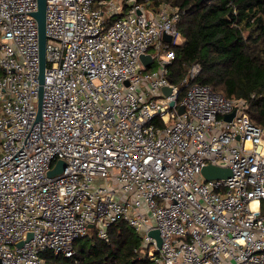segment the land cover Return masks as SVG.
<instances>
[{
    "label": "built area",
    "instance_id": "obj_1",
    "mask_svg": "<svg viewBox=\"0 0 264 264\" xmlns=\"http://www.w3.org/2000/svg\"><path fill=\"white\" fill-rule=\"evenodd\" d=\"M151 1L46 0L39 101L37 0H0V264L71 256L118 219L154 264H264V126L198 62L170 80L180 11Z\"/></svg>",
    "mask_w": 264,
    "mask_h": 264
},
{
    "label": "trees",
    "instance_id": "obj_2",
    "mask_svg": "<svg viewBox=\"0 0 264 264\" xmlns=\"http://www.w3.org/2000/svg\"><path fill=\"white\" fill-rule=\"evenodd\" d=\"M160 1L179 9L177 27L184 37L182 43L173 44L175 57L168 65L170 80L179 83L187 68L198 62L199 82L226 97L244 98L251 120L264 126V0L150 3L157 5ZM107 236L104 240L91 233L77 238L89 242H74L71 256L47 250L43 253L45 264H154L142 251L134 250L140 238L125 220L113 222Z\"/></svg>",
    "mask_w": 264,
    "mask_h": 264
},
{
    "label": "water",
    "instance_id": "obj_3",
    "mask_svg": "<svg viewBox=\"0 0 264 264\" xmlns=\"http://www.w3.org/2000/svg\"><path fill=\"white\" fill-rule=\"evenodd\" d=\"M29 12L33 15V17L36 20L37 23V31H38V75L37 77L39 78V89H38V94H39V101L41 100V95H42V83H43V78H44V68H45V40H46V33H45V17H46V0H37V7L35 10H30L26 11ZM164 38L166 40H170L171 37L170 35H164ZM140 59L143 61V63H148L150 61L149 55L143 54L140 56ZM163 90L166 94L170 92V88L165 86L163 87ZM174 101L170 102V105H173ZM184 110L183 105H179L178 107V113H182ZM234 112L229 113L228 115L225 116L226 119H231L233 116ZM64 166V162L62 160H58L56 165L49 169L48 175L53 176L59 172L62 171ZM202 174L206 179L210 178H223L227 177L230 175V170L227 167H222L214 164H208L205 165L202 170ZM89 227H92V224H89ZM149 235L153 236L156 241L157 245L159 246L161 244V238L159 236V232L157 229H152L149 232ZM31 236V233L28 234V237ZM22 242H19V245H21ZM210 264V263H207Z\"/></svg>",
    "mask_w": 264,
    "mask_h": 264
},
{
    "label": "rangeland",
    "instance_id": "obj_4",
    "mask_svg": "<svg viewBox=\"0 0 264 264\" xmlns=\"http://www.w3.org/2000/svg\"><path fill=\"white\" fill-rule=\"evenodd\" d=\"M154 65V64H153ZM153 65H151V66H153ZM2 73V71H1V68H0V74ZM91 233H94L95 235H96V232H95V229L93 228V227H89V230H88V235H91ZM86 242H89V241H86L84 238H81V239H77V240H75V243H77V244H83V243H86Z\"/></svg>",
    "mask_w": 264,
    "mask_h": 264
}]
</instances>
